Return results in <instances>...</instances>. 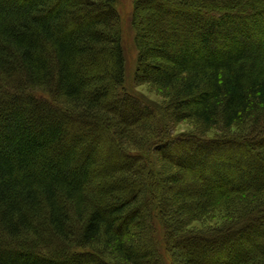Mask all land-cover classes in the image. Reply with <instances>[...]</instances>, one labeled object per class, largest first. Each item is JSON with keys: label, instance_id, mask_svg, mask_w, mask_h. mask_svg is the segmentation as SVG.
Listing matches in <instances>:
<instances>
[{"label": "trees", "instance_id": "16d2710c", "mask_svg": "<svg viewBox=\"0 0 264 264\" xmlns=\"http://www.w3.org/2000/svg\"><path fill=\"white\" fill-rule=\"evenodd\" d=\"M260 1L134 0L135 84L166 101L149 105L117 0H0V264H264ZM153 16L169 38L146 37ZM198 25V49L176 37ZM187 182L194 206L170 202Z\"/></svg>", "mask_w": 264, "mask_h": 264}, {"label": "rangeland", "instance_id": "374dc122", "mask_svg": "<svg viewBox=\"0 0 264 264\" xmlns=\"http://www.w3.org/2000/svg\"><path fill=\"white\" fill-rule=\"evenodd\" d=\"M134 0H117V11L120 15V19L122 21V36H123V47L125 51V57L127 61V68H126V83L128 88L141 100L147 102L149 105H164L165 100L161 96L158 95V92L155 90L153 86H148V84L144 85H136L135 84V71L137 67V57H138V52L137 48L135 45V32L134 29L132 28L131 24V19H132V14L134 12ZM201 2V1H198ZM206 2V1H205ZM211 1L206 2V7L211 8L212 3ZM261 2V3H260ZM259 3H257L258 8L264 9V2L261 0ZM243 4V3H242ZM255 8V7H254ZM262 13L264 17V11L260 12ZM250 14V15H248ZM251 14H254L252 12H244V13H238V17L235 18L236 22H252L256 21L259 19L258 17L255 16V18L251 17ZM257 16L259 14H256ZM202 16L205 19L206 26L217 22V17L211 15L210 13H202ZM252 18V19H251ZM144 32L147 38L151 39L153 42L161 41L160 39H167L169 38V32H170V26L168 24V21L166 19L159 18L157 16L150 17L148 19H145L144 21ZM253 24V23H252ZM259 25V24H258ZM205 26V27H206ZM223 27L227 30L231 27V22H226ZM259 28L264 29V22L261 23ZM202 28L197 26V33L191 32L192 34H189L190 32L187 29L182 28V26H176V31H177V38L186 41L189 39V42L191 41L193 45V42L197 40V49L201 45L200 43V31ZM173 30V29H172ZM204 32V31H203ZM248 33V32H247ZM239 34V33H238ZM205 35V34H204ZM246 35V34H245ZM216 36H219L217 34ZM240 36V35H239ZM208 37V36H207ZM220 37V36H219ZM217 48L222 50V46H217ZM92 70V68H91ZM193 124L190 122H183L182 125H179L176 128V136L180 135H185L187 133H190L194 130ZM194 133V132H193ZM230 135L233 137L235 134H238V129L234 128L230 132ZM216 136H221V137H226L224 134H219L217 132H214V134L209 135V138H213ZM105 142H107L106 139ZM104 144V143H103ZM196 184L194 182H187L186 184H176L174 188H171L169 191H167V196L168 198L171 199L170 202H179V200L182 197V200L188 204V206H192L194 204V194L197 192L196 191ZM191 194V195H190ZM193 194V195H192ZM194 206V205H193ZM190 211V210H189ZM217 216L215 213L209 215L206 220H204V225L203 223L201 224H194L192 228L194 230H202V229H212L217 227V222L216 219ZM53 240V239H52ZM57 242V241H56ZM55 242V243H56ZM58 244V243H57ZM59 246V244H58ZM61 247V246H60ZM184 249V248H183ZM182 249V250H183ZM181 251V250H179ZM180 259V257H179Z\"/></svg>", "mask_w": 264, "mask_h": 264}]
</instances>
